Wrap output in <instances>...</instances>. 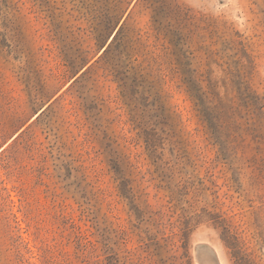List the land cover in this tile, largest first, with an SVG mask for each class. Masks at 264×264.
I'll return each mask as SVG.
<instances>
[{
    "label": "rangeland",
    "instance_id": "374dc122",
    "mask_svg": "<svg viewBox=\"0 0 264 264\" xmlns=\"http://www.w3.org/2000/svg\"><path fill=\"white\" fill-rule=\"evenodd\" d=\"M235 255L264 264V0H0V264Z\"/></svg>",
    "mask_w": 264,
    "mask_h": 264
},
{
    "label": "trees",
    "instance_id": "16d2710c",
    "mask_svg": "<svg viewBox=\"0 0 264 264\" xmlns=\"http://www.w3.org/2000/svg\"><path fill=\"white\" fill-rule=\"evenodd\" d=\"M236 256H237V257H236ZM238 256H239V257H238ZM235 258H237V263H238V264H241L242 261H243L244 256H242V255H235Z\"/></svg>",
    "mask_w": 264,
    "mask_h": 264
}]
</instances>
